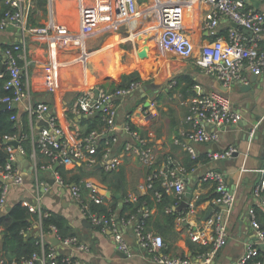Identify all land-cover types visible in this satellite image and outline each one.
Wrapping results in <instances>:
<instances>
[{
    "label": "built area",
    "instance_id": "2783aa9c",
    "mask_svg": "<svg viewBox=\"0 0 264 264\" xmlns=\"http://www.w3.org/2000/svg\"><path fill=\"white\" fill-rule=\"evenodd\" d=\"M47 0L50 6V19L43 25L37 26L32 22L38 0H0V9L6 7L0 16V30L17 31L18 40L0 42V58L4 71L0 77L8 75L6 89L11 91L1 99L9 102L10 109L13 103L24 105V111L33 119L35 133L33 134L34 151L31 159L34 161L33 169L36 172V186L38 193L35 201H22L30 212L37 216L32 225L24 230L25 235L36 234L43 246L41 253H35L31 258L24 259L22 263L13 264H90L72 254L63 252L65 248H76L82 253L90 254L91 246L80 239L78 235L62 237L57 226L45 227L43 217L48 216L42 205L40 189L48 191L49 180L43 179L41 171L52 172L56 184L70 192L72 200L78 205L83 216L95 227L102 231H110L118 251L132 255L133 250L128 237L131 236L137 249L151 255L158 264H191V257L185 255H172L165 252L164 237L150 229L147 219L153 213L144 205L138 213L128 217L118 212L110 216L100 215L92 209V204H108L113 197H107L99 192L101 185L91 178H85L82 183H65L55 164L67 169H76L78 166L101 169L111 172L118 171L130 156L139 158L149 167L150 171L145 177L144 188L148 191L154 189L157 180L169 194L175 193L178 201L174 206L167 208L168 212L178 211L176 227L188 223L190 217L196 213L197 205L188 201L189 206L180 210L178 207L185 200L188 176L186 169L181 165H173L171 160L159 163L156 147L150 139L143 136L128 117L127 121L118 123V102L135 95L143 86L140 81H132L124 87L115 90L98 88L82 91L75 102L65 110V124L61 117L51 110L48 102L36 103L32 100L28 71V45L27 37L34 36L47 45L51 53L50 65L47 67V81L53 89L55 79L59 75L60 49H69L73 45L79 46L81 59L87 54L85 41L88 37L103 29H120L133 18L147 16L151 11L159 9L164 26L159 34L158 44L166 52L176 54L183 58H193L203 71L215 81L221 82L231 89L235 85L249 84L247 71L264 74V11L254 8L250 0H189L186 2L172 0H76L80 16V25L74 29L67 22L56 20L53 12L55 2ZM206 3L210 6V13L203 21V28L215 31L222 21L231 22L227 37H217L204 43L198 54L195 55L196 45L184 23V11L195 9V5ZM239 27H234L233 23ZM13 26L14 30L9 28ZM253 32L250 35L244 31ZM263 41V43H262ZM196 95L190 99L189 113L186 117L191 129L188 137L197 143L217 144L220 140L221 128L238 123L242 119L240 111L234 108L231 98L219 89L206 91L200 84H196ZM102 115L104 126L89 132L83 131L82 126L74 121V117H92ZM149 117L143 111V118ZM13 119H18L13 116ZM46 121L47 125H38ZM136 125V124H135ZM210 126H213L211 129ZM123 134V135H122ZM127 135L128 139L123 140ZM22 136L15 135L6 139L7 142L18 141V147L5 143L8 152L6 167L0 171L2 191L0 196V209L7 207L9 192L13 186L25 184V175L18 167L20 155H25L21 145ZM195 155L194 149L188 147ZM238 152V148L231 146L224 150L211 149L208 156L212 160L230 159ZM39 154L47 159L39 164ZM58 167V168H59ZM260 182L254 187V194L264 207V167L259 169ZM204 181L215 184L219 194L217 207L202 226H189L190 239L198 244L208 246L209 249L199 255L204 264H210L221 248L226 246L230 238L227 216L235 203L236 196L230 190L225 176L217 170H210L203 176ZM106 188V187H103ZM107 189V188H106ZM86 190V193L84 192ZM157 200L163 197V192H156ZM138 195L129 194L126 201L135 202ZM251 226L256 235V241L247 243L245 254L240 257L237 264H248L255 258L260 247H264V227L258 219L257 209H249ZM50 237L60 239L61 248L50 241ZM49 243L47 249L46 244ZM66 254L61 262L57 256ZM6 259H0L5 264Z\"/></svg>",
    "mask_w": 264,
    "mask_h": 264
},
{
    "label": "crops",
    "instance_id": "0c3cea01",
    "mask_svg": "<svg viewBox=\"0 0 264 264\" xmlns=\"http://www.w3.org/2000/svg\"><path fill=\"white\" fill-rule=\"evenodd\" d=\"M172 1L186 2L189 0ZM74 2L77 4V13L75 14L73 13L75 11L70 12L71 4ZM252 5L254 6L253 3ZM254 8L256 7L254 6ZM259 10L264 11V0H262ZM210 11V6L206 3L196 4L195 9L184 11V23L196 45L195 55L198 54L204 43L217 37L228 36L231 22L225 18L222 19L220 26L215 31L203 28V21ZM50 12L47 0L45 9L39 6L38 0L37 10L32 17L33 24L40 26L48 22ZM53 12L56 20L67 22L74 29L79 28L80 16L76 0L56 1ZM163 26L164 22L159 9H155L143 18H133L120 29L102 28L88 37L85 46L87 51L88 47L91 49L90 52L84 54V59L80 58L81 50L76 44L69 49H60L59 75L55 79L53 89L47 81V67L51 61L49 48L42 43L41 39L34 36L27 37L32 100L36 103L48 102L51 110L57 113L61 117L62 123L65 124L63 121L65 110L75 102L80 92L98 88L111 90L112 84H120L124 74L139 72L143 79V86L135 95L118 102V123L122 125L130 117L132 122L140 127L144 135L156 147L160 164L168 159L172 161L173 165H181L186 169L188 157L200 159L191 172H186L188 176L187 189L191 186V196L188 201H194L197 210L190 217L188 223L176 227L178 239L173 242L169 254L187 255L192 259L191 264H204L202 258L193 256L187 245V240H191L188 229L191 225L202 226L210 217L206 218L209 209L217 207L219 197L215 184L203 180L205 173L217 170L225 176L236 199L227 216L230 230L229 242L220 249L210 264H237L240 257L246 252L247 243L256 241L249 215L251 207L257 209L258 219L264 227V207L254 194V187L261 179L259 169L264 167V74L261 75V79L252 84L249 91L244 92L240 85H235L226 92L231 98L234 108L241 112L242 119L236 124L222 127L221 137L217 144L197 143L188 137L191 124L186 120L190 99L196 95L197 91L191 93L180 88L174 92L170 90L173 89L178 78L183 75L191 76L196 84H200L206 91L217 89L216 81L207 75L193 58H183L166 52L161 49L158 42L151 52L147 48L141 47L140 40L145 32L149 31L153 35L159 36ZM108 34V38H111L110 43L96 49L93 38ZM10 38L12 39L9 42L18 40V32L16 31V34ZM125 44L131 47L125 48ZM143 51H145L144 54H142ZM252 74L247 71L249 81ZM98 75L102 79L101 82L95 81ZM151 86H153L152 93L154 92L155 95H150L151 90L150 94L148 90L141 91L142 88ZM146 92L147 94H145ZM18 108L21 112L24 111V105L21 104ZM143 111L148 112L147 119L143 118ZM74 121L81 125L82 119L75 116ZM82 128L85 131L83 126ZM210 128L212 129L213 126ZM127 139L128 136L125 135L123 140ZM231 146L238 148V152L230 159L212 160L208 156L211 149L224 150ZM188 147L194 149L195 155L189 151ZM41 160L45 162L47 159L42 157ZM17 165L25 175V184L11 188L7 207L0 209V216L18 202L35 201L38 193L36 172L33 169L34 161L25 155H20ZM122 167H125L130 183L129 194H147L149 191L144 188V184L145 177L150 171L149 167L135 156L127 157ZM44 172L47 175L42 177L43 179L54 178L52 172ZM87 178H91L97 184L109 189L95 176ZM62 188L59 184L52 185L50 183L48 191L40 189L43 194L42 205L47 211L63 214L80 239L91 246L90 254L82 253L76 248H65L63 252L72 254L90 264H158L152 257H148L146 252L137 249L131 236L128 239L133 250L132 255L127 257L119 255L112 233L87 226V219L83 216L80 208L72 200L70 193L67 190L64 193ZM47 193H51L53 198L49 197ZM55 196H57V200ZM120 205H123V202ZM152 209L155 214L156 208ZM2 230L0 227L1 236Z\"/></svg>",
    "mask_w": 264,
    "mask_h": 264
},
{
    "label": "trees",
    "instance_id": "16d2710c",
    "mask_svg": "<svg viewBox=\"0 0 264 264\" xmlns=\"http://www.w3.org/2000/svg\"><path fill=\"white\" fill-rule=\"evenodd\" d=\"M46 0H39V6L45 9ZM6 7L0 9V16L5 12ZM4 71L3 62L0 58V72ZM8 75L0 77V104L1 99L7 95H11V91L6 89ZM132 81H140L143 79L139 72L124 74L119 85L112 84L111 90L118 87H124ZM196 82L189 75L180 76L171 89L174 92L177 89L194 93ZM17 116L18 119H13ZM33 119L25 111L21 112L19 108H12L9 110L0 111V171L6 167L8 162L7 145L4 140L19 135L22 136L21 145L25 149V156L31 159L34 151L33 134L35 133ZM81 125L85 128V132L94 129H100L104 126L102 115H94L92 117H83ZM134 129H138L143 136L144 133L137 125H132ZM43 154H39V164L44 161L41 158ZM199 158L188 157L186 163V172H191ZM58 173L62 176L65 183H82L83 180L89 176H96L103 184H105L113 194L120 195V198L113 196L108 204H92V209L100 215L110 216L114 212L128 217L147 205L150 209L156 208V213L151 214L147 219L148 227L157 233L161 234L166 242L165 252L169 253L173 246V242L178 239V231L176 230V217L178 211L168 212L167 208L174 206L178 201V196L175 193L169 194L163 188L161 181L157 180L154 189L150 190L147 194L138 195L135 202L126 201L129 196V181L125 167H121L118 171L107 172L101 168H86L85 166H78L76 169H67L64 166L58 168ZM2 191V182L0 181V196ZM163 192V197L160 201L157 200L156 192ZM86 193V190H84ZM219 197V194L217 195ZM123 202V205L120 203ZM10 208V209H9ZM5 213L0 216V227H2V236L0 237V259H6L5 264H13L14 261L22 263L24 259L31 258L35 253L43 251L42 243L36 234L32 236L25 235L24 230H27L32 221L37 218L36 215L30 212L29 208L24 206L22 202L14 204L9 207ZM48 216L43 217V224L45 227L50 225L57 226L59 233L62 237H70L77 235L75 229L70 224L69 220L61 213L56 211H47ZM191 240H187L193 256L204 254L209 247L197 245ZM49 243L46 244L47 249ZM63 252L57 256L59 262L65 257ZM185 256V255H183ZM248 264H264V247H260L258 255L251 259Z\"/></svg>",
    "mask_w": 264,
    "mask_h": 264
},
{
    "label": "water",
    "instance_id": "95a60500",
    "mask_svg": "<svg viewBox=\"0 0 264 264\" xmlns=\"http://www.w3.org/2000/svg\"><path fill=\"white\" fill-rule=\"evenodd\" d=\"M251 2L254 4V6L256 7V9H259V8H260V5H261V3H262V0H251ZM233 26H234V27L241 28V27H239L238 23H236V22L233 23ZM9 29H10V30H14V27L11 26ZM244 31H245L246 33L250 34V35H253V32L250 31V30H248V29H244ZM144 53H145V51H143L142 54H144ZM261 77H262V76H260V75L252 74L251 77H250V83H249V84H246V85H240L241 90L244 91V92L251 90V88H252V84H253L254 82H256L257 80L261 79ZM215 86H216L217 89H219V90H221V91H223V92H228V91L230 90L228 87L223 86V85L221 84V82H219V81H216ZM152 87H153V86H151V87H146V88H142L141 91H147V90H148V93L150 94V90H151ZM145 94H147V92H146ZM150 95H152V96L155 95L154 92L152 93V90H151V94H150ZM18 107H19L18 103H13V104H12V108H18ZM9 109H10V103H9V102L5 101V102H2V103L0 104V111L9 110ZM41 125H47V122H46V121H41V122L39 123V125H38V128H39ZM1 142H2V140L0 139V143H1ZM4 142H5V143H8V144H12V145H14V146H16V147H18V145H19V142L16 141V140H14V141H10V142H7L6 139H5ZM58 167H59V165H58V164H55V166H54V170H57ZM97 168H101V165H97V166L95 167V169H97ZM48 180H49V182H50L52 185H54V184L56 183V179H55V178H49ZM98 188H99V192H100L101 194H103V195H106L107 197H113V196H116V197L120 198V195H115V194H113L112 191H111L110 189H106V188H103V187H98ZM62 190H63L64 193L66 192V189H65V188H62ZM185 196H186V197H185V200H183V202L181 203V205L178 207L180 210L185 209V208H187V207L189 206V202H188V200H189V198H190V196H191V186L188 187ZM9 209H10V208H9ZM213 210H214L213 207H211V208L209 209V211H208V213H207V215H206V218H208V217L211 215V213L213 212ZM86 223H87V226H89V227H95V226H94L89 220H86ZM29 236H32V235H29ZM0 237H1V235H0ZM50 241H51L54 245H56V246H58L59 248H61L60 239H58L57 237H50ZM119 255H121L122 257H127V256H128L126 253L121 252V251H119Z\"/></svg>",
    "mask_w": 264,
    "mask_h": 264
},
{
    "label": "rangeland",
    "instance_id": "374dc122",
    "mask_svg": "<svg viewBox=\"0 0 264 264\" xmlns=\"http://www.w3.org/2000/svg\"><path fill=\"white\" fill-rule=\"evenodd\" d=\"M142 2H144L145 0H141ZM77 4L74 2V3H72L71 4V9H70V12H72V11H75V12H73L74 14L75 13H77ZM45 13V12H44ZM140 18H143V17H140ZM39 19H40V17H39ZM16 34V31H11V32H7V31H4V30H0V42H9L10 41V39H12V38H10L11 36H13V35H15ZM108 36H109V34L108 35H106V36H97V38H93V39H95V40H93V42H94V45H96V49L97 48H101V47H104V46H106L108 43H110V40H111V38L109 37L108 38ZM120 42V40L118 41V43ZM120 44V43H119ZM124 47L125 48H130L131 46L130 45H124ZM90 49L91 48H89L88 47V51L90 52ZM124 58H125V56H124ZM98 78H97V80H95L96 82H101L102 81V79H101V77L98 75L97 76ZM41 177H44V176H46L47 175V173L46 172H44V171H41ZM94 176V175H93ZM96 177V176H95ZM97 178V177H96ZM69 192V191H68ZM70 193V192H69ZM68 193V194H69ZM46 195V194H45ZM47 195L49 196V197H51V198H53V195L51 194V193H47ZM55 198H56V200H57V196H55ZM148 257H150L151 258V255L150 254H148V253H145Z\"/></svg>",
    "mask_w": 264,
    "mask_h": 264
},
{
    "label": "bare ground",
    "instance_id": "6f19581e",
    "mask_svg": "<svg viewBox=\"0 0 264 264\" xmlns=\"http://www.w3.org/2000/svg\"><path fill=\"white\" fill-rule=\"evenodd\" d=\"M159 40L158 35H153L151 32H145L140 40L141 47L142 48H147L149 52L152 51V48L156 45V43Z\"/></svg>",
    "mask_w": 264,
    "mask_h": 264
}]
</instances>
